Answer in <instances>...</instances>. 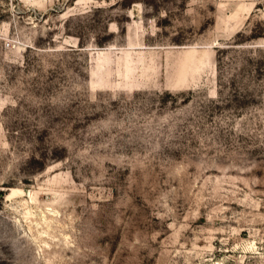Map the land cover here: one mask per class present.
Wrapping results in <instances>:
<instances>
[{
	"label": "rangeland",
	"instance_id": "1",
	"mask_svg": "<svg viewBox=\"0 0 264 264\" xmlns=\"http://www.w3.org/2000/svg\"><path fill=\"white\" fill-rule=\"evenodd\" d=\"M0 264H264V0H0Z\"/></svg>",
	"mask_w": 264,
	"mask_h": 264
},
{
	"label": "bare ground",
	"instance_id": "2",
	"mask_svg": "<svg viewBox=\"0 0 264 264\" xmlns=\"http://www.w3.org/2000/svg\"><path fill=\"white\" fill-rule=\"evenodd\" d=\"M30 1V3L32 2V3H37V4H39L40 5V1H42V0H29ZM43 3V2H42ZM42 3H41V5H42ZM33 5V4H32Z\"/></svg>",
	"mask_w": 264,
	"mask_h": 264
}]
</instances>
